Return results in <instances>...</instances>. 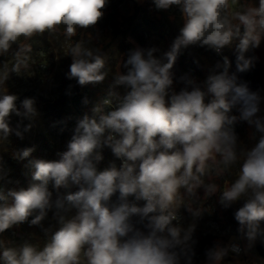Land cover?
<instances>
[{"label":"clouds","instance_id":"obj_1","mask_svg":"<svg viewBox=\"0 0 264 264\" xmlns=\"http://www.w3.org/2000/svg\"><path fill=\"white\" fill-rule=\"evenodd\" d=\"M152 3L156 10L177 6L181 14L183 25L169 49L161 57L154 55L156 47L130 50L123 65L126 73L115 75L92 117L77 119L66 150L57 152L54 160H28L33 183L27 189L7 187L19 181L10 178L11 169L0 160V234L29 222V217L31 226H42L53 209L59 224L55 231L42 227V247L8 246L0 240V264H194L196 224L184 227L178 210L185 207L193 221L201 217L203 210L194 206L199 189L206 197L219 192L224 209L239 203L234 219L241 238L248 247L258 238L264 242V119L257 115L259 93L230 73L231 61L222 56L215 65L222 71L208 75L203 90L185 76L181 79L187 87L169 96L174 65L190 46L221 54L237 40L236 72L254 66L257 58L247 53L264 41V0ZM108 4L109 0H0V55L12 52L11 65L7 61L0 67V86L11 73L20 75L28 68L32 46L27 41L45 33L71 41L78 30L94 28ZM66 55L72 57L66 78L80 86L103 82L109 74L99 48L77 41ZM119 86L128 89L123 97L114 91ZM18 99L0 90V141L9 142L13 134L23 140L34 126L39 114L35 99L25 98L17 107ZM233 108H238L239 119L261 133L250 149L239 145L234 130L238 118L229 115ZM12 115L20 118L15 127L10 124ZM105 147L121 160L119 167L111 163L97 169ZM34 151V146L15 151L13 159L26 160ZM236 165L235 178L220 188L214 177ZM73 186L76 191L59 195L60 189ZM117 193L119 202L112 203ZM129 197L144 203H129ZM235 240L207 249L202 264H222L230 252L239 253Z\"/></svg>","mask_w":264,"mask_h":264},{"label":"rangeland","instance_id":"obj_2","mask_svg":"<svg viewBox=\"0 0 264 264\" xmlns=\"http://www.w3.org/2000/svg\"><path fill=\"white\" fill-rule=\"evenodd\" d=\"M135 0H109L107 8L104 10L105 14L103 18L98 22L94 28L82 29V36L80 41L85 43L86 47L96 48V42L102 40L105 30H111L113 25L112 13L118 9L127 14L130 11V6ZM147 1V0H141ZM152 10L156 12H162V18L165 30L170 35V28L167 21V15L176 16L175 23L179 24V29L183 25L181 14L177 6H172L168 10H156L153 3ZM172 17V16H168ZM140 19H138L139 23ZM141 27V26H140ZM142 43H140L132 37V34H127L126 37L118 34L113 40L111 46L105 51L103 55L106 58V70L109 74L103 82L95 84H87L83 86V91L86 93L87 111L85 113L92 117L93 107L108 96L111 85L114 82L115 75L119 73H126L127 69L124 68L125 49H135L137 47L143 49H149L156 47L159 49L154 55L161 57L164 52L169 49L167 42L162 40L156 33L151 30H144L141 28ZM32 46L31 59L29 61L28 68L20 75L11 73L9 79L4 86H0V90L8 91L9 93L17 94L19 99L17 105L25 98H34L35 107L38 111V116L33 122L34 126L31 131L25 133L24 139L21 140L14 134L9 137V142L0 141V160H2L4 167L11 169L10 178L13 181H19L18 184H10L7 187L25 188L27 189L32 183L31 170L28 165V160L31 159H44L54 160L56 159V153L62 146L65 138L60 136V127L54 121L53 115H47L43 113L42 105L44 100H53L57 97L59 89V78L57 72L60 68L62 58L66 50L69 47V41H65L63 35H60L59 39L51 38L47 33L44 35L34 36L30 41H27ZM237 40H234L232 44L225 46L221 54L215 53L213 50L207 47H200V65H201V77L203 89L205 87L204 82L208 75L213 72L222 71V69H216L217 62H222V56H227L231 61L230 73H236L239 80L248 82L252 91L259 93L261 97L260 111L258 117L264 119V41H262L259 48L254 49L247 53L249 56H255L257 59L254 62V66L247 72H236V44ZM14 51V50H13ZM12 52L6 55H0V67L7 61L9 66L11 65ZM178 63V59L175 66ZM173 68V70H174ZM172 70V71H173ZM190 69L186 68L183 72V77L187 76L192 78ZM184 82V81H183ZM185 83V82H184ZM199 85V83H197ZM120 97L126 94L128 89L123 86H119L114 89ZM210 97H206V102ZM117 102L116 98L113 99V104ZM229 115L237 116V122L234 125V130L239 137V145L241 148L250 149L258 141L261 133H259L254 125H249L247 121L239 119L240 113L238 108H233ZM67 116L71 125L77 121V113L71 107H67ZM11 120L15 124L20 120L19 117L12 115ZM24 124L29 123L28 120L23 121ZM19 140V141H18ZM35 151L31 157L23 161H17L13 159V152L24 149L26 147H33ZM103 159L97 164L98 170H103L111 163H115L117 167L120 166L121 160L116 158L110 148L105 147L102 149ZM239 165L233 166L230 172L225 173L223 176L215 178V182L220 188L226 187L236 175V171ZM220 179V180H219ZM68 192H73L70 188H62L59 195H66ZM198 201L194 206L200 207L203 212L202 216L193 221L192 216L187 212L185 207H181L178 210L180 216V223L187 227L191 223L196 224V230L193 234L194 244V264H202L205 260V252L207 249L213 247L217 243L227 244L233 237L234 241L239 245V253L230 252L222 261V264H264V242L258 238L251 247H248V241L241 238L234 223L230 218L234 217L235 210L240 206L239 203L234 204L231 208L224 209L218 202L219 192L211 196H205L203 189L198 190ZM57 193L53 190V199L55 200ZM118 193L112 197V203H118ZM129 203H137L142 206L143 201H135L134 197H129ZM190 203V201H185ZM52 211H49L47 218L42 221V226H31L29 222L21 224L22 234L15 233L11 228L2 233L5 238H0L8 246H20L24 243H29L42 247L46 241V237L43 228L51 227L55 231L59 224L54 219ZM69 213L68 215H72ZM264 227V223H262Z\"/></svg>","mask_w":264,"mask_h":264},{"label":"trees","instance_id":"obj_3","mask_svg":"<svg viewBox=\"0 0 264 264\" xmlns=\"http://www.w3.org/2000/svg\"><path fill=\"white\" fill-rule=\"evenodd\" d=\"M151 6L152 0H147L146 2L135 0L132 2L130 11L127 14L116 9L112 13V29L105 30L102 40L96 42V48H99L101 50V54H105V51L111 46L113 40L118 34L122 35L123 37H126L127 34H132V37H134L140 43V46H142L143 43L141 41V28L144 30L153 31L160 38H162V40L167 42L170 47L174 38L179 34V24L177 25L175 23L176 16L170 14L166 17L170 28L169 35L164 27L162 12H156L155 10H152ZM138 19H140L139 23ZM81 36L82 29L78 30L77 35L73 37L71 41H69V45L80 41ZM15 48L16 45H13V50H15ZM129 51V49H125L126 59ZM200 51L201 48L199 46H190L189 48L185 49L178 57V63L173 70L174 83L169 91V96L173 92L179 93L187 87L181 79V77H183L182 71L186 68L190 69L188 71L191 72V76L193 79H195L196 83H199V86L200 84L203 85L200 73ZM67 52L68 50L65 51L60 68L57 72L60 82L57 97L53 100H44L42 105L43 113L47 115H53L54 121L60 127V136L62 138H65L61 148L59 149V152L66 150L67 143L71 139L73 129L76 125V123L73 125L69 123V118L67 116V107H71L75 110L78 119L82 118L86 114L85 111H87V107H90L87 105V103H85L86 93L85 91H83V86H80L75 79L69 80L66 78V73L69 71V66L72 63V57L70 55H66ZM202 85L201 88L203 90ZM188 90H191L190 87L188 88ZM19 106L20 105H17V107ZM10 124L12 127L16 126L13 120L10 121ZM57 158L58 157H56V159ZM70 189L73 192L77 190L75 186L71 187ZM230 220L236 227H239L238 222L234 219V217L230 218ZM11 229L17 234H22L21 224L15 225ZM3 237L5 238V236H2V234H0V238Z\"/></svg>","mask_w":264,"mask_h":264}]
</instances>
